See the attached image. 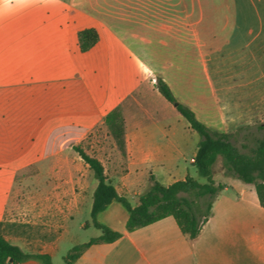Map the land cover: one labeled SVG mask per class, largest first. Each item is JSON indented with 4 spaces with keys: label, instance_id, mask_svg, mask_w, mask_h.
Wrapping results in <instances>:
<instances>
[{
    "label": "crops",
    "instance_id": "0c3cea01",
    "mask_svg": "<svg viewBox=\"0 0 264 264\" xmlns=\"http://www.w3.org/2000/svg\"><path fill=\"white\" fill-rule=\"evenodd\" d=\"M89 26L98 39L82 50L78 31ZM155 74L214 127L264 120V0H0V219L18 175L33 165L39 176L56 175L36 180V212L7 239L53 260L90 190L88 165L69 163V154L80 157L69 143L103 125L117 104L125 171L108 176L118 177V192L133 172L147 184L151 173L164 184L188 173L180 159L192 148V162L196 143L188 121L172 120L181 114ZM214 177L224 186L196 237L173 215L128 230L127 209L112 200L97 219L121 235L86 245L72 264H264V206L254 185L222 171Z\"/></svg>",
    "mask_w": 264,
    "mask_h": 264
},
{
    "label": "trees",
    "instance_id": "16d2710c",
    "mask_svg": "<svg viewBox=\"0 0 264 264\" xmlns=\"http://www.w3.org/2000/svg\"><path fill=\"white\" fill-rule=\"evenodd\" d=\"M97 39L98 31L95 27H84L78 31V43L82 50L88 49ZM156 86L199 134L192 163L205 180L200 181L187 173L182 178L164 184L151 173L146 188L138 194L133 204L124 193L118 192L105 172L101 159L85 151L81 145L73 144L72 147L97 179L90 215L92 224L99 228L100 233L86 242L73 245L64 255V264H72L86 245L94 241H112L121 235L119 230L97 219L98 212L112 200L121 202L127 209L125 226L128 230L173 215L184 234L190 238L196 237L212 214L213 201L224 186L223 182L214 178V165L218 159L222 172L233 174L254 185L259 201L264 206V120L238 125L226 131L201 120L190 105L174 94L161 75L156 76ZM103 124L125 156V118L120 104L106 112ZM5 224V219H0V264H18L29 257L37 258L41 264H54L49 253L24 251L18 244L7 239L3 231Z\"/></svg>",
    "mask_w": 264,
    "mask_h": 264
},
{
    "label": "rangeland",
    "instance_id": "374dc122",
    "mask_svg": "<svg viewBox=\"0 0 264 264\" xmlns=\"http://www.w3.org/2000/svg\"><path fill=\"white\" fill-rule=\"evenodd\" d=\"M157 74H155L156 79ZM264 119V116L262 117ZM172 120H182V122L187 124V120L179 115V119H175L172 116ZM261 120V119H260ZM258 121V120H256ZM255 121V122H256ZM186 131L189 139H194L195 143H197L199 139V134L196 130L191 127H187ZM235 129V128H234ZM73 144H79L83 147L85 151L88 153L95 155L101 158L104 167L107 169L108 175H114L115 173L121 174L125 171L124 169V159L125 156L121 153L119 148L117 147L113 137L109 133L107 127L103 125H97L92 128L84 138L81 140L70 141L69 148L70 152L73 154H78V152L72 147ZM196 145V144H195ZM76 152V153H75ZM192 155V148H189L185 154L184 158H181V165L187 169L188 173L198 178L200 181H204L205 177L202 176L196 169L195 165L189 160ZM77 155H68L69 163H73L74 165L81 164L83 159L80 157H76ZM79 156V154H78ZM79 158V159H78ZM81 160V161H80ZM85 163H82V165ZM89 168V167H88ZM90 170L89 175V196L86 199V203L84 205H80V210H78L73 217H71L67 221V226L63 230L62 237L59 240V246L57 252L54 254L53 263L54 264H64V255L69 251L76 242H80L88 237L98 233L100 230L96 226L92 224L91 215H90V207L92 203V192L97 183L96 177H94L92 170ZM214 175L220 172V159L214 165ZM227 175L235 176L230 173H224ZM38 170L35 166H30L26 172L18 175L15 183V187L12 189V193L7 205L6 210V219L4 226V233L9 234L10 231H18L22 228L21 224L23 223V219L28 216H33L36 212L35 206L38 205L39 202L35 201L33 193V185L36 180H45V179H56L55 174L51 173H42L39 176ZM65 177V175H64ZM236 177V176H235ZM115 178L112 180L115 183ZM215 178V177H214ZM128 186L125 190V195L129 198L130 201L134 202L137 200L138 194L143 191L146 186V180L144 176L140 172L132 173L127 178ZM117 184L122 186V181H118ZM123 193V192H122ZM88 222V224L84 227H80V223ZM60 223V222H59ZM43 224V223H42ZM39 225L38 229H42L44 225ZM56 226V225H55ZM62 227L57 229L60 231Z\"/></svg>",
    "mask_w": 264,
    "mask_h": 264
},
{
    "label": "built area",
    "instance_id": "2783aa9c",
    "mask_svg": "<svg viewBox=\"0 0 264 264\" xmlns=\"http://www.w3.org/2000/svg\"><path fill=\"white\" fill-rule=\"evenodd\" d=\"M153 79L156 81L155 77H153Z\"/></svg>",
    "mask_w": 264,
    "mask_h": 264
}]
</instances>
